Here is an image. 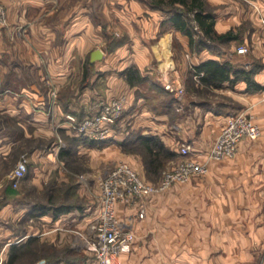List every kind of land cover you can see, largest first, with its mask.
I'll return each instance as SVG.
<instances>
[{"label": "crops", "instance_id": "1", "mask_svg": "<svg viewBox=\"0 0 264 264\" xmlns=\"http://www.w3.org/2000/svg\"><path fill=\"white\" fill-rule=\"evenodd\" d=\"M0 1L8 12V25L0 24V162L16 143L27 144L29 172L22 180L39 188L56 171H62L60 144L64 139L59 127L72 133L65 118L68 112L84 116L98 102L125 94L121 125L128 121L133 130L158 133L175 151L179 142L188 143L193 158L206 160L233 105L220 99L216 100L218 109L213 108L209 99L199 101L187 91L186 82L194 80L190 63L216 58L249 67L259 62L255 77L264 84L260 20L264 0H205L207 11L214 15V29L218 33L233 29L237 37L220 48L201 51L192 48L189 36L170 20L165 23H170L169 28L160 32L170 14L152 7L148 0ZM109 38L119 44L109 48ZM176 42L182 53L175 51ZM241 44H249V52H238ZM98 47L104 54L92 62V51ZM133 65L149 78L132 86L123 72ZM79 76L80 81L76 80ZM152 81L165 88V93ZM168 82L183 87V93L166 88ZM246 86L241 79L234 87L225 81L213 90L238 100L239 110L253 114L262 129L260 137L243 138L233 157L209 160L205 175L147 196L142 202L143 217L138 216L139 205L118 202L120 218L134 216L136 233L131 248L120 255V264H264V89L246 91ZM54 89L58 91L55 104L51 99ZM169 95L177 99L175 111L183 108L184 101L194 104L193 111L173 117ZM125 136L120 128L115 138ZM45 137H54L50 145L39 143ZM77 155L85 157L86 166L99 178L102 167L117 159L128 161L144 174L138 155L126 154L118 142L81 144ZM11 171L9 176L0 175V217H12L16 211L31 219L49 218L54 226L14 235L12 227L0 225V261L7 258L15 240L62 229L64 219L88 229L97 220L100 197L95 206L82 210V217L75 216L79 209L58 217L52 212L34 215L30 200L14 210ZM160 254H164L163 260Z\"/></svg>", "mask_w": 264, "mask_h": 264}, {"label": "built area", "instance_id": "2", "mask_svg": "<svg viewBox=\"0 0 264 264\" xmlns=\"http://www.w3.org/2000/svg\"><path fill=\"white\" fill-rule=\"evenodd\" d=\"M260 20L264 28V12L260 14ZM192 22L196 33L199 34L198 22L195 19ZM0 24L8 25L7 7L2 1H0ZM248 50L246 44L237 47L238 52H248ZM190 67L194 70V78L200 81L204 72L196 71L193 63H190ZM166 88L180 94L184 91L183 87H177L172 82H168ZM57 96V90H52L51 99L54 104ZM126 104L127 96L122 94L98 102L92 112L81 118H78L75 113L68 112L65 115L68 128L77 135L88 136L99 141L107 140L116 136ZM261 133V126L253 114L246 110H233L227 115L225 124L208 149L206 160L193 158L190 155L191 145L182 144L178 150L180 159L165 168L161 178L155 182L147 180L128 161L124 159L114 161L100 178L99 216L91 224L88 233L82 236L84 244L95 251V264H120V255L131 248L136 237L134 216L120 218L117 212L118 202L125 205H139L138 216L143 217L145 208L142 202L147 196L163 192L177 183H186L196 176L205 175L209 170V160L235 156L243 138L257 139ZM60 146H64L63 140ZM28 169L29 156L27 152H24L12 171L14 186H18L27 175ZM82 177L86 178L84 175Z\"/></svg>", "mask_w": 264, "mask_h": 264}, {"label": "trees", "instance_id": "3", "mask_svg": "<svg viewBox=\"0 0 264 264\" xmlns=\"http://www.w3.org/2000/svg\"><path fill=\"white\" fill-rule=\"evenodd\" d=\"M149 2L152 7L162 9L170 14V17L164 19L162 24H165L167 20H170L176 28L180 29L183 33H186L189 36L190 45L196 51H201L205 47L210 49L220 48L221 44L237 37V33H235L233 29L222 33H218L214 29V15L210 11H207L205 7V0H149ZM193 19L198 22L200 28L199 34H197L194 29V24L192 22ZM108 43L109 48H113L119 44V41L115 38H109ZM194 68L196 71L204 72L200 77V82L210 87H220L225 81H229L230 86L234 87L236 83L242 79L247 83L245 89L246 91L264 89V84L260 83L255 77V74L261 68V63L259 62L247 67L226 60L222 61L216 58H208L199 64L194 65ZM190 71V76L193 78L194 70L191 69ZM123 73L126 80L132 86L139 85L149 78L148 76H144L140 68L135 65L128 67ZM151 84L156 86L162 93H165V88L159 86L156 81H152ZM169 96L171 99V105L173 106V103H175L177 99L173 95ZM173 109L174 112L172 116L175 117L176 107L173 106ZM125 111L123 117L125 115ZM81 117L82 116H78V118ZM59 130L67 143L66 146H62L60 149V157L66 160L68 166L72 167L74 170L77 169H75L74 165L70 164L67 159L68 157L73 156V154L77 155L78 146L81 144L101 146L111 141L118 142L124 150L139 152L142 155L148 175L161 174L162 176L166 162L171 157L178 154V151L173 150L165 143L160 134L154 132L134 130L126 134V136L121 140L110 137L107 140L99 141L88 136L77 135L72 131L71 134L67 133L66 129L61 126L59 127ZM147 180L152 181L150 179ZM48 200L49 203L39 201L34 202L32 206V211L35 212L34 215H42L52 212L55 217H58L62 213L69 212L73 209H84V207L75 206L70 203H57L55 202L54 194L51 193L49 194ZM38 245V236L34 234L29 235L26 238L15 240L10 244L8 256L1 264H20L22 263L24 256L28 254L34 255V258L31 260L34 263V260L38 258ZM68 251L70 250H67L66 252ZM48 259L56 263L62 260H70L66 253L62 256L56 257V259H51L50 257H48ZM32 262L30 263L32 264Z\"/></svg>", "mask_w": 264, "mask_h": 264}, {"label": "rangeland", "instance_id": "4", "mask_svg": "<svg viewBox=\"0 0 264 264\" xmlns=\"http://www.w3.org/2000/svg\"><path fill=\"white\" fill-rule=\"evenodd\" d=\"M149 1V0H148ZM169 1V0H164ZM208 0H206L207 2ZM208 3V2H207ZM208 5V4H207ZM209 6V5H208ZM207 6V7H208ZM210 7V6H209ZM208 7V9H210ZM170 26V23L162 24L160 32L164 31V29H168ZM177 45H175V51L182 53V48H180V44L176 42ZM248 46V49L250 50L249 44H246ZM248 50V52H249ZM191 68V67H190ZM159 69H161V66H159ZM192 69V68H191ZM161 71V70H160ZM194 80L187 81L185 84V88L187 91L191 92V94L195 97L199 98V101L201 99H209L210 106L213 108H218L219 104L216 100H227L229 101L233 106V110H239L240 108V102L238 100H230L229 98H226L222 93H219L217 91L213 90V87L207 86L203 84L200 81H197L194 77ZM80 81V76L78 79ZM77 85L79 82H77ZM58 93V91H57ZM58 97V96H57ZM191 97V96H190ZM188 103V104H187ZM206 104V107H208ZM162 107V104L160 105ZM194 104L184 101L183 108L175 111V117H180L182 114H188L193 111ZM232 110V111H233ZM199 125L202 123V121L199 118ZM125 123L121 125V122L118 126V130L120 131V128L123 130L125 134H128L130 131H134L131 129V124L128 121H124ZM13 126L14 123H13ZM62 136V135H61ZM63 138V136H62ZM115 138V136H113ZM54 137H45L39 141V143H44L45 145H50V143L53 141ZM64 139V138H63ZM64 146L67 145L65 139L63 140ZM182 144L186 143H178V150L180 149V146ZM27 145V144H26ZM22 146L19 143H16L14 146V150L8 157L4 160H1L0 162V175L3 173H6L7 176H9L10 170L14 169L19 157L24 152H30L29 146ZM32 145V142L30 144ZM62 148V147H61ZM60 148V149H61ZM123 152L126 154H135L138 155V158L140 160V163H142L144 167V174H142L145 178L150 179L152 181H157L161 174H154V175H148L146 172L145 164L143 161V157L139 152L135 151H127L123 149ZM62 160L61 165V173L57 174V171L55 172L54 176H50L49 179H47L46 182H43V185L41 188L37 187L34 184L28 183V181L21 180V182L18 184V186H13V189L15 190L14 194V210L17 208H21V205H24L25 201L30 200L32 202H45L49 203L48 197L49 194H54L55 202L57 203H70L75 206H81L84 208H87L88 206H95L98 202V199L100 197V178L95 176V171L93 169H90L88 166H86L85 157L79 156L76 154H73V156L68 157V161L70 164L74 165V168L77 170H74L72 167L68 166V163L66 160H64L62 157H60ZM180 159L179 153L176 156L171 157L165 164V168L168 166L175 164ZM119 160V159H117ZM117 160H109L108 163L102 167L101 176L105 172L107 168H109L114 161ZM164 168V169H165ZM163 169V170H164ZM11 171V175H12ZM29 172V169H28ZM27 172V173H28ZM65 172V173H64ZM56 175H59L58 178ZM84 175L86 178L84 179L82 177ZM26 177V176H25ZM3 188V187H0ZM1 193V192H0ZM1 196V194H0ZM79 213H75V216L82 217V210L79 211ZM72 217V216H71ZM49 218L46 221L40 220V219H31L28 218L26 215L18 214L15 211L12 217H0V225H9L13 228L14 235L17 233L23 232L25 229H32V228H53L54 223L49 222ZM70 221L62 220L60 223L61 226H64V228H58L55 229L56 231H50L44 236L37 235L38 236V258L34 260V263L31 261L34 258V255H26L22 259V263L20 264H95V251L90 249L89 247L84 244L83 241V234L88 233V228H80L75 227L72 225V223H69ZM71 225V227H70ZM59 226V225H58ZM68 226V227H67ZM33 235V234H31ZM16 237V236H15ZM148 237V236H147ZM17 238V237H16ZM15 238V239H16ZM3 243V242H2ZM2 249V248H0ZM67 250H70L66 252ZM67 254L69 259L62 260L60 262H54L52 260H49L48 257L51 259H56L58 256H62L63 254ZM62 254V255H61ZM162 260L164 259V254H160ZM70 261V262H69ZM3 261H0V264Z\"/></svg>", "mask_w": 264, "mask_h": 264}, {"label": "water", "instance_id": "5", "mask_svg": "<svg viewBox=\"0 0 264 264\" xmlns=\"http://www.w3.org/2000/svg\"><path fill=\"white\" fill-rule=\"evenodd\" d=\"M103 54L104 52L101 48H95L91 54V61L94 62L95 60L102 58Z\"/></svg>", "mask_w": 264, "mask_h": 264}]
</instances>
